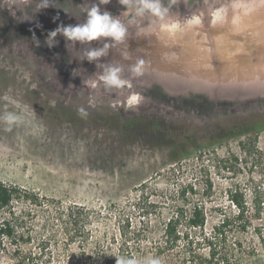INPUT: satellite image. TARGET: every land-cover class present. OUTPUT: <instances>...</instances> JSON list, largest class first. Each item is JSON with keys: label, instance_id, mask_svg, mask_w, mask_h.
<instances>
[{"label": "rangeland", "instance_id": "rangeland-1", "mask_svg": "<svg viewBox=\"0 0 264 264\" xmlns=\"http://www.w3.org/2000/svg\"><path fill=\"white\" fill-rule=\"evenodd\" d=\"M219 1L165 3L172 16L199 11L206 30L209 7ZM38 2L0 0V118L9 112L19 117L12 125L0 119V181L38 197L14 203L20 214L30 210L24 225L30 235L18 243L3 238L0 264H26L22 257L41 245L46 247L38 260L47 264H116L120 256L139 264L152 258L161 264H264V129L215 139L247 120L264 119V85L247 88L237 73L231 80L213 49L210 73L171 71L177 88L168 87L171 78L158 69L154 73L162 79L138 81L136 91L106 90L96 70L114 61L123 65L121 44L109 48L104 64L103 57H82L110 43L107 38L73 46L58 34L53 46L46 43L58 24L83 23L98 0H50L37 11ZM110 2L101 11L127 23L123 6ZM257 11L264 20V11ZM153 38L131 27L122 43L126 52L137 53L129 60L144 58L143 47ZM256 43L249 42L244 60L256 61ZM188 144L201 148L172 159L176 147ZM235 187L245 206L240 218L228 196ZM69 204L86 212L82 218L78 213L76 225L83 222L86 232L78 230L72 239L65 217H57ZM195 204L204 223L191 227L186 217ZM181 210L179 235L167 239L164 225Z\"/></svg>", "mask_w": 264, "mask_h": 264}, {"label": "bare ground", "instance_id": "bare-ground-1", "mask_svg": "<svg viewBox=\"0 0 264 264\" xmlns=\"http://www.w3.org/2000/svg\"><path fill=\"white\" fill-rule=\"evenodd\" d=\"M225 4L227 3L219 1L216 4L211 5L207 13L208 25L205 27L207 29L204 30L202 28L201 30L194 33L191 37L182 38L178 41H172L169 35L164 33L162 30L151 31L152 35L154 36V38L152 39L153 41L151 44L144 45L145 47H143V49H145L147 53L145 54V57L142 58L145 61V72L140 78L132 80L131 84L139 83L138 81H149L151 77L162 79L160 74L156 75V73H154V71L159 69L160 71L167 73L171 78V80L170 78L169 80L172 82L171 85H169V83L167 84L168 87L177 88V78L175 79L174 77H171V71L173 72V74L177 73L176 75H179L181 72H185L184 74L187 75L195 74L196 76H198L199 73L203 72L202 70L205 71L204 73H210L211 67L209 63H211L212 61L210 59L214 54L213 49H215V55H217L219 59L223 61V72L225 73L227 71L226 73H230L231 71V80L235 78L237 73L239 76L238 79L240 80V82H245L247 84V88L250 87V83L254 86H256V84L258 86L264 85L260 82L259 79H247L245 76L251 73V71L249 70L245 72L242 71L239 67V65L245 61L244 59H246V57L248 58L249 56V50L246 49V47H248L250 41H258V43L255 44V60L261 54H263L264 47H262L261 44L264 43L262 42V40H264V20L259 17L258 11H256L247 18L246 24L248 25V27L240 32H233L228 26H211L209 24L210 11ZM196 15L202 17L199 11L192 10L180 15L172 16V18L175 21L184 22L192 16ZM202 23L204 25L203 18ZM209 25L211 26V28H209ZM205 31H209V35H207L208 33ZM243 37L245 39H242ZM118 49L121 50V54L123 56L126 55L130 59L136 58L135 56L137 53L130 51L126 52L124 49V44H121ZM103 59L106 58L103 57ZM136 60H134V62ZM237 60H239L240 62H235ZM201 61H204L205 63H201ZM228 61L231 63L227 64ZM130 63H132V61L129 59L123 60V75L126 78H130L128 72V66ZM206 63H208V67L206 66ZM113 64L118 63L114 61Z\"/></svg>", "mask_w": 264, "mask_h": 264}, {"label": "clouds", "instance_id": "clouds-1", "mask_svg": "<svg viewBox=\"0 0 264 264\" xmlns=\"http://www.w3.org/2000/svg\"><path fill=\"white\" fill-rule=\"evenodd\" d=\"M30 2V0H29ZM110 0H98V3L92 4L86 12V20L76 25L58 24L57 27L48 32L46 43L49 47L55 44V37L62 35L73 46L76 42L86 44L91 41L107 38L102 47L90 48L83 53V59L89 62L98 61L100 58L108 55L110 47L119 46L124 43L129 36V29L135 27L136 35H147L153 30H161L167 25L176 23L171 15V7L165 3V0H118L123 6L122 15L128 18L125 23L118 16H113L109 11H101L100 5H106ZM50 6V0H39L37 11ZM229 4L221 6L228 9ZM55 19V18H54ZM123 59L128 60L124 55ZM103 67V73L99 80L103 83L106 90L121 89L130 86L132 80L140 78L145 72V61L137 59L128 66L129 77L123 75L124 68L120 64L100 65ZM82 116L87 113L80 109ZM6 125H12L18 121L19 117L15 113H7L2 118ZM116 264H139L133 257H116ZM147 264H161L156 258L149 259Z\"/></svg>", "mask_w": 264, "mask_h": 264}, {"label": "trees", "instance_id": "trees-1", "mask_svg": "<svg viewBox=\"0 0 264 264\" xmlns=\"http://www.w3.org/2000/svg\"><path fill=\"white\" fill-rule=\"evenodd\" d=\"M264 129V119H252L245 121L244 126L239 129L235 130H229L226 135H221L217 138H215L218 141H221L222 139H225L227 137H233V136H239L243 134H247L250 132H257ZM215 141V140H213ZM213 143V142H212ZM193 146V147H192ZM192 147V148H190ZM201 148V145H182L180 147H176L173 150L172 159H182L183 157L191 154V151L193 149ZM231 202L237 207L238 212L236 213V218H240L242 216L243 210L245 208L243 201H242V194L239 193L238 189L231 188L229 189V194ZM18 201H29V202H38L37 194L27 188H23L16 184H10V183H4L0 181V211H4V214H1L0 216V248H4V245L2 243L3 238H8L13 243H18L21 237V235H26L25 240L29 239V231L26 230L27 226L25 225V216L30 210H27L26 213H18L15 209L14 203ZM41 204V203H39ZM82 218L85 212V207L83 205H77V204H69L65 208H63L62 211L58 212V218L65 217L66 220V228L65 232L70 233V238H74V235L79 233L86 232V228L84 227L83 222L80 224V228H78L76 225H79V219L78 216ZM24 214V215H23ZM183 212L182 210L180 212L175 213L171 218L167 220V222L164 225V233L166 235L167 239H170L171 237L173 239L178 237V231L175 228V224L178 223V221L182 218ZM68 222L71 224L67 223ZM186 223L188 226L196 227V226H202L204 223V214L201 210L200 206L195 204L192 208V211L189 216L186 217ZM222 225L227 224V218H225L222 223ZM25 227L23 230H25V233L20 232V228ZM74 226V227H73ZM242 227H245V223L242 225ZM79 230V231H78ZM78 231V232H77ZM76 232V233H75ZM45 245H41L39 247L38 251H29L28 254L24 255L21 259V261H26V264H47L44 260H38V258L44 253L45 251ZM20 250V247L16 245V247L13 248V252H18ZM195 264V263H190ZM241 264H249L247 262H243Z\"/></svg>", "mask_w": 264, "mask_h": 264}, {"label": "snow or ice", "instance_id": "snow-or-ice-1", "mask_svg": "<svg viewBox=\"0 0 264 264\" xmlns=\"http://www.w3.org/2000/svg\"><path fill=\"white\" fill-rule=\"evenodd\" d=\"M257 10L264 11V0H233L228 9L218 7L209 13V24L213 27L228 26L233 32H240L248 27L246 20ZM204 27L202 17L192 16L184 22H176L161 29L168 34L172 41L191 37ZM264 42V40H262ZM242 71H251L252 76L258 77L264 84V54L255 61L251 58L239 65ZM135 100V97H133Z\"/></svg>", "mask_w": 264, "mask_h": 264}, {"label": "flooded vegetation", "instance_id": "flooded-vegetation-1", "mask_svg": "<svg viewBox=\"0 0 264 264\" xmlns=\"http://www.w3.org/2000/svg\"><path fill=\"white\" fill-rule=\"evenodd\" d=\"M231 1H233V0H231ZM220 2H225L226 3V1H224V0H220ZM111 3V2H110ZM105 60L106 59H102V62L105 64ZM113 63V62H112ZM100 66V65H99ZM102 69H103V67H101L100 66V70H96L97 71V75H98V78H99V76L103 73V71H102ZM138 84L139 83H133V84H131L129 87H128V89L129 90H131V91H136L137 90V88H139L140 86H138ZM132 100H133V98L132 97H129V102H132Z\"/></svg>", "mask_w": 264, "mask_h": 264}, {"label": "water", "instance_id": "water-1", "mask_svg": "<svg viewBox=\"0 0 264 264\" xmlns=\"http://www.w3.org/2000/svg\"><path fill=\"white\" fill-rule=\"evenodd\" d=\"M209 28H211V26L209 25Z\"/></svg>", "mask_w": 264, "mask_h": 264}]
</instances>
